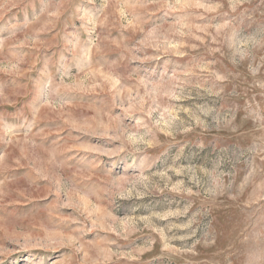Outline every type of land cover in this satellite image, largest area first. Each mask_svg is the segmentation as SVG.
Instances as JSON below:
<instances>
[{"label":"rangeland","instance_id":"obj_1","mask_svg":"<svg viewBox=\"0 0 264 264\" xmlns=\"http://www.w3.org/2000/svg\"><path fill=\"white\" fill-rule=\"evenodd\" d=\"M0 264H264V0H0Z\"/></svg>","mask_w":264,"mask_h":264}]
</instances>
